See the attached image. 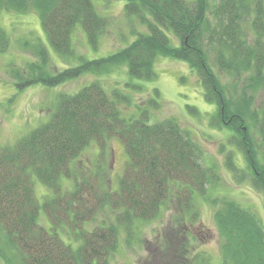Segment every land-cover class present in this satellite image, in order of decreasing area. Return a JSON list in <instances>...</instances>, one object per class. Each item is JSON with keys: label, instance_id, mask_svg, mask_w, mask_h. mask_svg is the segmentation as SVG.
Here are the masks:
<instances>
[{"label": "trees", "instance_id": "trees-1", "mask_svg": "<svg viewBox=\"0 0 264 264\" xmlns=\"http://www.w3.org/2000/svg\"><path fill=\"white\" fill-rule=\"evenodd\" d=\"M125 1L126 15L142 31L133 28V40L116 52L94 59L81 56L78 64L51 72L50 53L42 45L35 51L37 59L11 71L20 89L38 82L58 86L88 74L96 78L75 93H60L49 119L16 144H0V264H14V259L18 264H109L121 230L132 236L136 222L156 219L172 201L173 187L183 210L192 219L198 217L195 193L205 195L217 175L203 163L200 145L177 120L152 122L146 112L123 115L119 102L128 98L118 90L109 93L98 78L122 65L132 77L153 80L160 56L186 61L197 72L206 100L217 106L216 124L238 134L252 184L264 192V100L254 103V93L264 90V0ZM2 10L36 11L63 58L74 54L77 24L94 47L110 24L94 0H0V14ZM9 42L0 25V53ZM219 73L238 80V101L227 96ZM255 132L260 143L253 139ZM114 136L123 141L128 155L118 189L105 184L102 171L91 170L72 190H64L62 177L74 175L73 161L83 150L95 141L103 153ZM228 165L237 168L231 156ZM35 178L52 190L42 203ZM212 202L222 264H264V226L257 215L227 197ZM107 206L114 221L87 227ZM41 208L52 230L40 224ZM61 229L76 246L60 236ZM188 233L178 247L164 243L169 251H163L166 259L160 258V264H212L194 254L197 237Z\"/></svg>", "mask_w": 264, "mask_h": 264}, {"label": "rangeland", "instance_id": "rangeland-1", "mask_svg": "<svg viewBox=\"0 0 264 264\" xmlns=\"http://www.w3.org/2000/svg\"><path fill=\"white\" fill-rule=\"evenodd\" d=\"M94 2L98 12L109 18L108 29L100 37L98 46L94 47L89 43L83 25L77 24L73 34L74 54L65 58L52 46L36 11H1L0 25L7 32L10 42L8 49L0 53V144H16L22 136L49 119L60 93H75L96 78L95 75L88 74L58 86L38 82L20 89L15 80L17 77L11 73L12 69L37 59L35 51L42 45H45L50 53V64L53 67L51 72L78 64L81 56L88 59L106 56L116 52L133 38V28H140L141 25L135 18L126 15L125 0ZM170 37L173 44H176L171 33ZM156 71L158 75L155 79L146 80L132 77L127 65H122L98 78H101L109 93L118 90L128 98L119 102L124 116L136 117L140 116L141 112H146L152 122L165 118L177 120L200 145L203 163L214 170L217 178L210 184L205 195L195 193V208L199 213L195 219L183 210L176 188L173 187L172 201L169 200L156 219L136 222L132 236L121 230L118 251L112 256L109 264H160V258L166 259L165 254L162 256L163 251L166 253L169 249L168 245H164L165 242H170L173 248L178 247L181 243L178 242L186 230L197 233L201 228L211 235L209 240H206L202 239L198 232L200 239L193 242L197 243L194 251L198 252L194 254L204 255L212 264H222L221 237L215 224V204L212 199L227 197L235 200L255 213L264 226V192L252 184L251 170L241 147L237 144L236 131L216 124L214 116L217 115V106L206 100L204 86L197 72L186 61L170 56H160L157 59ZM219 79L230 100L238 101V80L228 73H219ZM240 85L241 83L238 84ZM263 100L264 90L254 93L256 105ZM253 136V139L260 143L258 133H253ZM106 143L102 153V149L93 141L73 161L74 175L62 177L61 180L64 190H72L91 170L102 171L105 184L114 190L118 189L128 155L123 141L118 136L108 138ZM229 156L236 165V170L228 165ZM35 191L41 203L46 195H52V190L37 178ZM103 221H114L112 208H103L87 227H95ZM39 222L52 230L51 221L43 208L40 210ZM58 232L67 243L77 245L64 229ZM141 251H146L148 255H140ZM14 264H18L15 259Z\"/></svg>", "mask_w": 264, "mask_h": 264}, {"label": "flooded vegetation", "instance_id": "flooded-vegetation-1", "mask_svg": "<svg viewBox=\"0 0 264 264\" xmlns=\"http://www.w3.org/2000/svg\"><path fill=\"white\" fill-rule=\"evenodd\" d=\"M193 233L197 238H199L200 239V237L202 238V239H206V240H209V237H210V233H208L207 231H205V229L204 228H201V230H199L198 232L200 233V237H199V235H198V232L197 233H194L192 230H190V233ZM201 232H204V233H201ZM196 238V239H197ZM197 241V240H196ZM205 242H207V241H205ZM195 244V243H194ZM194 247V249H196V247H197V243L193 246Z\"/></svg>", "mask_w": 264, "mask_h": 264}, {"label": "clouds", "instance_id": "clouds-1", "mask_svg": "<svg viewBox=\"0 0 264 264\" xmlns=\"http://www.w3.org/2000/svg\"><path fill=\"white\" fill-rule=\"evenodd\" d=\"M140 255H142V256H145V257H146L148 254H147V252H146V251H141V252H140Z\"/></svg>", "mask_w": 264, "mask_h": 264}]
</instances>
